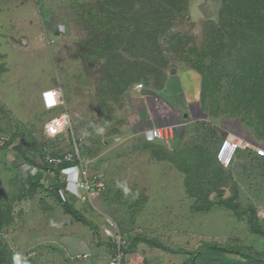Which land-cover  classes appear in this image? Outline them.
Instances as JSON below:
<instances>
[{
    "label": "rangeland",
    "instance_id": "obj_1",
    "mask_svg": "<svg viewBox=\"0 0 264 264\" xmlns=\"http://www.w3.org/2000/svg\"><path fill=\"white\" fill-rule=\"evenodd\" d=\"M97 1L0 0V241L7 264H91L86 246L101 258L96 264H108L111 242L101 232L105 215L125 233L127 253L138 252L150 264H190L192 257L195 264L247 261L227 251L206 257L215 244L264 261V158L253 149L238 153L219 182L208 167L193 196L174 163L133 132L124 109L128 91L138 84L141 90L159 88L171 70H195L208 124H235L264 146L259 106L250 90L244 94L235 42L227 36L223 47L212 36L222 26L226 2L189 0L181 14L174 11L157 56L151 47L140 49L139 41L126 46L129 34L97 28L92 22L98 18L105 25L112 20L98 15L106 4ZM90 5L97 10L91 23L83 13ZM173 33L179 34L177 43L171 42ZM130 78L134 82L124 89ZM47 93H54L51 105ZM63 112L70 125L48 136L46 123ZM210 127L196 129V134L207 132L206 149L218 139ZM20 144L28 159L18 151ZM189 144L180 146L188 149ZM77 150L89 176L101 173L106 182L101 192L68 197L88 223L67 214L57 195L43 189L32 193L27 184L28 176L39 173L45 189L55 193L57 178L60 194L66 176L62 167L41 165L38 159ZM221 188L224 194L216 195ZM254 209L260 232L252 228ZM199 249L207 253L197 257Z\"/></svg>",
    "mask_w": 264,
    "mask_h": 264
},
{
    "label": "trees",
    "instance_id": "obj_2",
    "mask_svg": "<svg viewBox=\"0 0 264 264\" xmlns=\"http://www.w3.org/2000/svg\"><path fill=\"white\" fill-rule=\"evenodd\" d=\"M224 1L226 2L227 7L222 9V15L224 16L222 26L219 29L214 30L215 33L212 34V36L215 43L223 47L227 44L225 42L227 36L228 39L231 38L235 42V48L237 50L235 55L238 57L236 60L240 64L238 66L241 71L239 78L243 81L244 85L247 86L244 90V94H246L249 90L252 92L251 101L259 106L257 108V127H262L261 129L264 130V0ZM188 2L189 0H98L97 4H106L105 8H101L102 13L98 15H109L112 19L110 20L109 25L102 24L100 18H98V21L96 22L89 20L92 18L93 12H97L96 9L94 10L92 5H90L89 10L85 7L83 13L87 16L86 19H88L90 23H94L99 29H105L107 33L117 29V31L129 34L130 40L126 46L128 44L130 46V44L134 43V41H139V45L140 42L142 43L139 47L140 49H146L147 46L151 47V49H155L157 51L156 55L158 56L159 54H162L160 39L163 35L166 39L165 34L168 33L167 30L173 23L172 21L175 17L173 16V12L175 11L177 14H181L182 7L186 8ZM223 31L227 32L226 36ZM132 33L135 35L132 36ZM170 39L171 42L177 43L178 39H180L179 34L173 33ZM130 76L133 77L134 75ZM209 78L210 76H206L205 80L209 82ZM131 80L132 78H130L123 86L124 89L127 87L129 82H134V80ZM21 144L16 147L22 154L23 158L26 159L27 156L23 152ZM6 145H9V142H6ZM261 158L264 157L261 156ZM44 165L48 166V163H45ZM41 178L42 175L39 173L33 176H28L27 184L30 192L36 193L39 189H43L53 195H57L67 214L71 215L80 222L88 223L86 216L79 209L73 206L71 202L65 201L58 193L60 183L57 178L55 184L57 189L55 192L56 194L54 191L45 189V186L41 182ZM226 204L232 206V204L228 201ZM238 215L241 214L238 213ZM258 221L259 218L254 209L251 213L253 231H262L257 228ZM153 243L160 245L157 241H154ZM208 248H212L209 250V253L206 252V249L203 251L207 253L206 257L212 256L211 253H214V251L217 253L227 251L245 257L247 261L244 264L263 261L254 255L247 254L239 248L229 249L216 244ZM203 252H200L199 249L194 252V254L198 257L201 256ZM6 257L7 252L3 249L0 241V264H7ZM190 264H195L194 257L191 258Z\"/></svg>",
    "mask_w": 264,
    "mask_h": 264
},
{
    "label": "crops",
    "instance_id": "obj_3",
    "mask_svg": "<svg viewBox=\"0 0 264 264\" xmlns=\"http://www.w3.org/2000/svg\"><path fill=\"white\" fill-rule=\"evenodd\" d=\"M198 74H196L195 70L193 72L188 70L179 72L173 69L161 87L144 88L143 90L135 88L134 91H128L124 101V109H126L129 116V124L133 132L140 134L151 146L160 149L162 157L174 163L176 170L180 171L183 182L188 188L186 192L188 191L189 193L190 190L193 196H198L193 186L201 185L203 174L205 170H208V167L211 168V172L214 171L215 174L213 175L219 182V178L221 180L226 175V172L228 173L233 169L234 164L237 162L236 155L232 165L226 168L216 159V151L226 134L234 133L250 139L246 134L242 135L240 133L242 130L235 129V124H222V127L214 123L208 124L210 121L209 114L201 105L202 86L201 82L197 83ZM165 126L174 127V136L172 138L154 141L146 139L145 130ZM210 126L215 129L214 133L218 135V139L212 149H206L204 141L207 132L196 134V129L201 127V131H205L204 127L210 129ZM189 140L191 144L188 145V149L180 146L185 145ZM245 151H251V149H241L238 153ZM252 151L257 157L261 158V156L256 154L255 150ZM191 178L193 179L191 180ZM195 180L197 182H193ZM222 194L224 192H222L221 188L216 195L221 196ZM110 244L109 248L112 254V243ZM86 247H90L91 250V264L101 262L100 257L99 259L94 257V248L91 246ZM86 247L83 252L89 253V249ZM125 264H150V262L140 253L133 252L127 253Z\"/></svg>",
    "mask_w": 264,
    "mask_h": 264
},
{
    "label": "built area",
    "instance_id": "obj_4",
    "mask_svg": "<svg viewBox=\"0 0 264 264\" xmlns=\"http://www.w3.org/2000/svg\"><path fill=\"white\" fill-rule=\"evenodd\" d=\"M138 90L142 89V85L136 86ZM70 125V116L67 112H63L58 116L50 119L45 125V133L48 136H56L62 130ZM174 127H154L144 131L147 140L154 141L157 139H170L174 136ZM253 149L258 156L264 157V146L257 145L250 139L243 138L234 133H228L223 138L221 144L216 151V159L223 167H230L239 150ZM39 164H55L61 166L65 176V187L61 190V197L67 201L69 195L76 198H81L85 192H101L106 187L105 177L103 174H96L91 177L88 174L87 168L80 160L78 150L69 152L61 157H48L38 159ZM83 198V197H82ZM101 232L104 237L108 238L112 243V254L109 264H125L127 257V243L125 233L122 231L118 221L110 216L105 215ZM90 254L87 253L85 257Z\"/></svg>",
    "mask_w": 264,
    "mask_h": 264
},
{
    "label": "clouds",
    "instance_id": "obj_5",
    "mask_svg": "<svg viewBox=\"0 0 264 264\" xmlns=\"http://www.w3.org/2000/svg\"><path fill=\"white\" fill-rule=\"evenodd\" d=\"M54 95V93H47V99H48V103L49 105H51L52 103H54V101L52 100V96ZM68 201V200H67Z\"/></svg>",
    "mask_w": 264,
    "mask_h": 264
}]
</instances>
